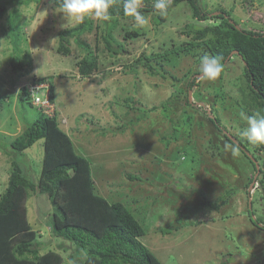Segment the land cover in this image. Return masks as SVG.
<instances>
[{
    "label": "rangeland",
    "instance_id": "374dc122",
    "mask_svg": "<svg viewBox=\"0 0 264 264\" xmlns=\"http://www.w3.org/2000/svg\"><path fill=\"white\" fill-rule=\"evenodd\" d=\"M201 4L210 11L222 6L243 28L264 31V0H202ZM16 6L19 11L16 24L21 29L22 46L32 56V65L26 68L24 76H19L9 64L14 49L8 36L7 14L0 22V95L9 96L6 100L0 98V142H5L8 135L13 138L20 134L38 115L36 107L19 99V88L32 82L35 75L48 77L54 83L61 127L74 139L76 150L91 160L98 191L110 201H122L133 210L147 229L141 240L163 264H264V227L256 226L247 212L251 195L256 216L261 219L260 225H264V184L255 182L246 187L254 170L243 153L239 150L234 157L224 140L210 132L209 126L199 124L189 139L182 129L176 134L180 138L186 132L182 139L167 148L161 138L169 124L165 112L161 109L149 112L145 106L139 112H129L125 101L135 96L136 90L142 97L138 90L139 72L148 80L150 88L157 87L159 95L151 104L158 105L166 99L172 83L150 76L142 65L136 73L125 69L126 64L133 63L143 52L151 54L189 40L186 24L201 26L218 20L193 18L185 2L172 10L165 24L156 25L152 13L143 26H137L135 18H120L115 36L127 51L118 55L100 52L101 70L91 78H80L76 63L84 53L82 48L74 43L70 55L56 51L58 32L78 22H68L57 9L55 20L49 22L46 0ZM138 27L144 28L145 35L127 40L123 37L124 28ZM87 40L94 46V33ZM242 65L236 56L225 70L222 83L227 103L232 102L231 95L239 93ZM197 66L194 57L188 55L179 65L167 68L178 77L189 78V71ZM219 76L215 80H201L204 91L210 92L211 97L212 86L219 85ZM216 106L230 132L245 137L248 116L245 113L239 116L234 106L224 109L220 104ZM206 108H211L210 103ZM142 109L146 110L143 115L147 117L137 122ZM214 136L221 145L218 155L213 154L209 144ZM179 143H182L179 149L180 153L185 152L183 155L171 152ZM5 149L2 143L0 196L7 187L11 169ZM260 150L264 156V148ZM44 153V139H40L23 154L15 155L34 181L40 177ZM228 183L239 187L229 205L217 211L201 204L202 200H215L222 195L229 188ZM28 209L29 221L40 234L37 241L41 244V253L54 249L64 255L67 264H84V253L78 251L76 244L55 236L50 228L57 209L45 193L33 194L28 200Z\"/></svg>",
    "mask_w": 264,
    "mask_h": 264
},
{
    "label": "trees",
    "instance_id": "16d2710c",
    "mask_svg": "<svg viewBox=\"0 0 264 264\" xmlns=\"http://www.w3.org/2000/svg\"><path fill=\"white\" fill-rule=\"evenodd\" d=\"M32 1L40 3L42 0H0V22L9 14L8 36L14 49L9 64L19 76H24L26 68L32 65V56L22 46L21 29L16 24L19 18L16 4L29 5ZM201 1L170 0L166 14L162 15L155 9L156 0H141L142 7L139 11L145 19L152 13L156 25L165 24L172 10L182 2L188 5L193 18L199 21L215 19L218 22L201 26L186 24L189 40L151 54L143 52L133 63L126 64L125 69L138 73V67L142 65L147 68L150 76L162 77L172 82L168 97L158 105L151 104L158 97V90H155L156 85L150 88L146 82L148 80L139 72L138 90L142 97L137 95L136 90L135 96L125 99L126 106L129 112H139L144 106L149 112L160 109L165 112L169 124L161 138L166 142L167 148L172 142L178 143L186 132L185 136L189 139L197 124L200 127L209 126L210 132L224 140L225 145H238L247 163L252 165L254 173L249 177L246 187L250 188L255 182L264 184V156L260 155L264 144L252 143L246 136L231 133L222 122L216 106L220 104L223 109L228 106L237 107L239 116L243 113L248 117L257 113L264 115V31L243 28L224 7L210 11L205 9ZM123 2L124 0H114L109 8L110 18L106 21L100 23L97 20L102 18L92 16L58 32L56 51L59 54L70 55L74 51V43L84 51L76 63L80 78H91L101 70L100 52L108 51L118 55L127 51L117 40L114 31L120 18L134 19V16L125 15ZM46 3L50 12L49 22L53 23L58 2L46 0ZM104 23L105 27L102 26ZM124 29L123 37L126 40L145 35L143 27ZM92 33L94 46L87 40V36ZM188 55H192L198 65L196 69L189 71V78L186 75L178 77L167 68L179 65ZM203 56L219 57L223 65L219 85L212 86V97L210 92L204 91L205 87L201 82L204 78L199 68ZM236 56L243 63L242 83L238 95H231L232 102L227 103L222 80L228 63ZM42 83L49 86L50 103L54 106L52 114L47 113V107L34 103V97L29 90L31 85ZM17 93L23 103L38 109V115L20 134L13 138L6 134L7 140L0 142V146L2 143L6 145L5 152L11 161L8 184L0 196V264H67L64 255L54 249L41 253V244L37 241L40 234L28 218V200L36 193H45L54 204L57 211L53 215L50 228L55 236L76 244L78 251L84 253V264H163L141 240L147 229L133 210L122 201H110L98 191L91 160L76 150L74 139L61 127L55 87L51 79L35 75L32 82L20 87ZM8 97V94L0 95L3 100ZM208 103L211 105L210 109L206 108ZM145 111L142 109V115L136 118L137 122L147 117V114L143 115ZM118 129L122 131V127ZM182 129L186 132L179 138L176 134ZM40 139H44L45 153L40 177L34 181L25 173L23 165L15 155L23 154ZM192 141L191 139L190 142ZM181 144L171 152L183 155L185 152L180 153L179 149ZM209 144L213 154H221V145L215 136L209 139ZM147 148H150L149 144ZM129 177L136 179L133 175ZM228 185L231 187H227L218 198L202 200L201 204L221 211L224 206L229 205L230 199L239 190L237 185ZM248 193L250 194L249 191ZM249 197L247 212L250 220L256 226L264 227L260 225L261 219L256 216L254 199L251 195ZM59 245L61 247L62 243Z\"/></svg>",
    "mask_w": 264,
    "mask_h": 264
},
{
    "label": "clouds",
    "instance_id": "9594fccd",
    "mask_svg": "<svg viewBox=\"0 0 264 264\" xmlns=\"http://www.w3.org/2000/svg\"><path fill=\"white\" fill-rule=\"evenodd\" d=\"M57 11L62 12L68 22H83L86 18L97 17L108 20L109 8L114 0H57ZM170 0H156L155 9L162 15L167 12V5ZM142 7L141 0H124L123 8L125 15L134 16L137 26L147 23L139 9ZM66 27V24L63 25ZM223 70L219 57L203 56L200 61L199 71L204 79L215 80ZM248 128L244 135L247 139L256 144H264V115L257 113L255 116L247 117ZM231 148L232 155L239 154L238 145H226Z\"/></svg>",
    "mask_w": 264,
    "mask_h": 264
},
{
    "label": "built area",
    "instance_id": "2783aa9c",
    "mask_svg": "<svg viewBox=\"0 0 264 264\" xmlns=\"http://www.w3.org/2000/svg\"><path fill=\"white\" fill-rule=\"evenodd\" d=\"M45 87L46 89L44 90ZM29 90L34 97V103L37 105H42L43 107H47V113L52 114L54 111V106L50 103L49 86L44 83L35 84L31 85Z\"/></svg>",
    "mask_w": 264,
    "mask_h": 264
},
{
    "label": "water",
    "instance_id": "95a60500",
    "mask_svg": "<svg viewBox=\"0 0 264 264\" xmlns=\"http://www.w3.org/2000/svg\"><path fill=\"white\" fill-rule=\"evenodd\" d=\"M258 166V165H257Z\"/></svg>",
    "mask_w": 264,
    "mask_h": 264
}]
</instances>
